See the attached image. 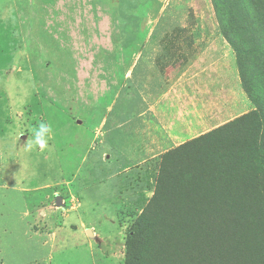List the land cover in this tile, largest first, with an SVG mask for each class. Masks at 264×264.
<instances>
[{
  "label": "rangeland",
  "instance_id": "rangeland-1",
  "mask_svg": "<svg viewBox=\"0 0 264 264\" xmlns=\"http://www.w3.org/2000/svg\"><path fill=\"white\" fill-rule=\"evenodd\" d=\"M253 109L212 0H0V264H124L165 156Z\"/></svg>",
  "mask_w": 264,
  "mask_h": 264
},
{
  "label": "trees",
  "instance_id": "trees-1",
  "mask_svg": "<svg viewBox=\"0 0 264 264\" xmlns=\"http://www.w3.org/2000/svg\"><path fill=\"white\" fill-rule=\"evenodd\" d=\"M254 109L169 152L124 264H264V0H212Z\"/></svg>",
  "mask_w": 264,
  "mask_h": 264
},
{
  "label": "clouds",
  "instance_id": "clouds-1",
  "mask_svg": "<svg viewBox=\"0 0 264 264\" xmlns=\"http://www.w3.org/2000/svg\"><path fill=\"white\" fill-rule=\"evenodd\" d=\"M31 133V139L27 140L25 150L33 151L38 149L41 152L46 151L49 148V140L54 136L53 125L50 122H40L31 129Z\"/></svg>",
  "mask_w": 264,
  "mask_h": 264
},
{
  "label": "crops",
  "instance_id": "crops-1",
  "mask_svg": "<svg viewBox=\"0 0 264 264\" xmlns=\"http://www.w3.org/2000/svg\"><path fill=\"white\" fill-rule=\"evenodd\" d=\"M159 107L161 109H159ZM155 111H157V118H158V123L161 125L162 128H164L163 126L167 125V120H163V121H160L159 119H166V114H165V110H164V107H161V106H157L154 108ZM160 110V111H159Z\"/></svg>",
  "mask_w": 264,
  "mask_h": 264
},
{
  "label": "water",
  "instance_id": "water-1",
  "mask_svg": "<svg viewBox=\"0 0 264 264\" xmlns=\"http://www.w3.org/2000/svg\"><path fill=\"white\" fill-rule=\"evenodd\" d=\"M58 203H60L59 197H57V199H56V204H58Z\"/></svg>",
  "mask_w": 264,
  "mask_h": 264
}]
</instances>
